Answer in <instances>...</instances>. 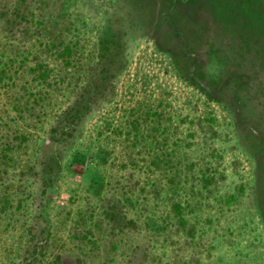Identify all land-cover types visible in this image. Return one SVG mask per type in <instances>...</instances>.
<instances>
[{"label":"rangeland","instance_id":"1","mask_svg":"<svg viewBox=\"0 0 264 264\" xmlns=\"http://www.w3.org/2000/svg\"><path fill=\"white\" fill-rule=\"evenodd\" d=\"M169 1L182 16L230 6L264 32L246 3ZM128 8L0 0V264H264V153ZM104 31L120 34L124 66L92 92L45 185L43 143L85 93ZM225 46L210 51V74L231 62Z\"/></svg>","mask_w":264,"mask_h":264},{"label":"trees","instance_id":"2","mask_svg":"<svg viewBox=\"0 0 264 264\" xmlns=\"http://www.w3.org/2000/svg\"><path fill=\"white\" fill-rule=\"evenodd\" d=\"M233 1L255 6L264 12V0ZM124 3L133 16L140 18L143 27L158 32L156 39L165 33L158 42H164L163 49L170 53L179 74L207 98L222 102L230 109L246 136L248 146L253 147L257 158L263 156L264 32L246 29L245 19L238 17L230 6L225 7L226 11L218 18L214 12L210 14L203 4L182 16L176 14L169 0H124ZM115 33L104 31L100 36L97 70L89 73L85 93L61 112L57 123L50 129L49 139L43 143L45 185L52 182V177L60 170L63 141L73 135L80 120L92 107V92L124 66V61H120L123 52L120 34ZM217 42L226 45L223 50L230 53L231 62L224 65L221 73L213 75L205 65ZM94 182L101 183L97 179ZM171 208L180 214L182 203L173 200ZM180 219L183 220L182 217Z\"/></svg>","mask_w":264,"mask_h":264}]
</instances>
